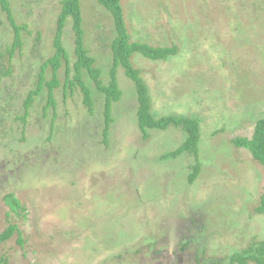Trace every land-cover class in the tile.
Returning <instances> with one entry per match:
<instances>
[{
	"label": "rangeland",
	"instance_id": "1",
	"mask_svg": "<svg viewBox=\"0 0 264 264\" xmlns=\"http://www.w3.org/2000/svg\"><path fill=\"white\" fill-rule=\"evenodd\" d=\"M120 5L131 39L175 43L180 49L168 61L134 53L132 63L149 86L156 117H205L197 144L203 169L188 185L195 156L165 155L183 142L181 127L152 130L141 138L135 86L121 66L116 68L121 97L113 102L106 142L104 95L86 73L82 81L90 90L92 110L78 83L66 96L60 85L54 92L55 111L49 107L43 112V90L29 107L23 128L15 115L22 114L21 103L35 87L40 65L53 53L60 0H11L16 22L32 19L35 24L30 34L22 31L29 43L15 53L12 75L0 78V106L5 109L0 173L7 174L6 180L0 178V233L9 224L17 226L0 241V264H197L192 245L172 252L191 235L188 217L194 204L206 217L207 228L225 222L215 240L211 232L195 231L194 236L207 238L204 257L219 244L222 249L216 253L223 256L233 243L240 249L251 234L264 235V213L254 211L263 191L264 167L228 138L250 134L254 120L246 119L264 103V0H120ZM80 11L84 43L106 84L112 17L97 0H80ZM0 12L11 39L12 29ZM73 41L68 17L62 43L71 62ZM69 68L72 75L73 63ZM64 70L62 60L57 70L61 83ZM51 73L48 65L46 78ZM232 90L237 92L233 108ZM212 99L216 104L210 107ZM11 191L24 206L17 213L9 212L2 200Z\"/></svg>",
	"mask_w": 264,
	"mask_h": 264
},
{
	"label": "trees",
	"instance_id": "2",
	"mask_svg": "<svg viewBox=\"0 0 264 264\" xmlns=\"http://www.w3.org/2000/svg\"><path fill=\"white\" fill-rule=\"evenodd\" d=\"M97 2L103 5L105 9L110 13L114 26V36L111 39L110 44L112 63L109 69L108 82L105 84L100 79V71L96 66H94V57L89 54V49L84 43L83 29L81 25L82 17L80 11V0H60V11L57 15L56 23L54 25V30L52 34V47L54 49L53 53L51 56L45 58V60L40 65L35 87L29 90L26 97L21 103V107L23 106L22 114H16L15 118L19 119L22 122L23 127H25V122L29 115L28 109L29 107L31 108L35 97L38 96L43 90H46V103L43 105V112H45L49 107L55 111V90L58 89L61 85L63 95L66 96L68 94L67 90H71L75 83L79 84L83 92L85 105H87L89 110H92L90 90L82 81V75L83 73H86L89 78L93 81L97 91L101 92L104 95L103 113L105 117L103 142H106L108 128L110 126V122L112 121V105L114 101L118 100L121 97V90L116 75V68L118 66H121L124 74L131 79L135 86V109L137 117L136 119L141 138H148L149 135H151L152 130H165L169 126H173V128L181 127L185 136L182 144L177 147L174 151H171L165 155L175 156L183 152H188L194 155L195 162L191 167V172L187 179V183L188 185L195 183L196 179L198 178V175L203 169L202 166H199V163L197 161V144L200 136V122L201 119H204L205 117L201 118L198 117L196 114H191L189 116L167 114L160 117H156L152 110V101L149 93V86L144 80L143 76L140 75L139 69L135 67L132 63V57L134 53H138L141 56L151 60L168 61L177 57L180 54V49L175 43H163L165 45H152L146 42H139L135 39H131V35L127 32L126 29L120 0H97ZM31 7L32 6L30 2V8ZM0 10L5 14L6 19L12 29V38L8 39L7 33L10 32L6 33V30L2 27V25L5 28L8 26L2 23V13L0 12L1 78L3 76L12 75L13 65L17 64L14 59L15 53L18 50L19 53H21L23 47H25L29 43L25 39L26 36L22 35V31H26V33L30 34L34 27L32 25L35 24V22L30 19V23L26 21L23 22V24H18L16 22L14 8L11 6V0H0ZM29 14L33 17V9H30ZM68 17L71 18V28L74 33L73 52L75 58L72 62L70 60L68 51L65 49L62 43V30L64 28L65 20ZM39 36L40 32L39 30H36L37 40ZM226 54L227 53L223 55ZM223 55L221 56V60L224 57ZM62 60L65 62V70L64 80L61 83L60 79L57 76V70L62 64ZM71 63H73L72 71H74L72 75L70 74L71 69L69 68ZM48 65L52 66V73L50 78H46V69ZM4 68L6 69L4 70ZM231 93L232 94L229 95V106L233 108V105L235 103L234 98H236L237 92L235 90H232ZM5 104L8 107L13 105L10 102L8 103L6 101ZM215 104L216 102L212 99V104L210 107L214 106ZM210 107H208L205 111L208 112L209 110H211ZM4 110L5 109L0 106V124L3 120H5V115L2 112ZM16 110L18 109L16 108ZM246 120H254V125L251 129L250 134H229L228 138L235 144V147L245 149L255 161H257L260 165H262V167H264V103L262 107L258 109L257 112L253 113L251 116L249 115ZM245 122L242 124L243 127L245 125ZM244 128H248V124ZM227 135L228 134L226 133V137ZM231 135L233 136L232 139L230 138ZM262 189L263 191L258 196L259 203L254 209L256 214L264 213V184ZM2 200L4 204L8 207L9 212L12 211L14 213H17L18 209H24V206L22 205L21 201L12 191L4 194ZM194 205L195 208L192 209V213L188 217V221L192 225V227L188 229L191 231V235H188V240L182 241L180 243V245L178 246V250L172 251L173 254H177L181 251H184L192 245L195 248L194 253L197 264H264V235L257 234H251L248 237V239H250L244 242V247L240 249L235 247L233 243V245H231L229 249L225 251L223 256H219L217 255V253L222 249V244H219L217 245L218 249H213L214 251L216 249L217 253L214 252L212 253V255L204 257L206 251L205 247H207V238H204L201 235L194 236L195 231L198 230V232H211L212 235L210 233V236L213 240H215L216 238H218L215 236V233L218 230L217 228L224 226L225 222H220L218 227L207 228L206 217L203 219L201 210L197 208L198 204ZM172 211L171 213H174ZM9 212H7V214H9ZM226 223H228V221ZM231 223L232 222H229L228 225H230ZM237 225L238 222L231 224L232 227H235ZM16 228L17 226L15 224H9L0 233V241H4L11 237ZM192 239L200 243H191ZM204 239H206L205 242ZM208 240L211 239L209 238ZM22 241V238L18 239L19 243H22Z\"/></svg>",
	"mask_w": 264,
	"mask_h": 264
},
{
	"label": "clouds",
	"instance_id": "3",
	"mask_svg": "<svg viewBox=\"0 0 264 264\" xmlns=\"http://www.w3.org/2000/svg\"><path fill=\"white\" fill-rule=\"evenodd\" d=\"M23 128H24V127H23ZM108 133H109V128H108ZM108 133H107V136H108ZM181 144H182V143H181ZM181 144H180V145H181ZM180 145H179V146H180ZM179 146H178V147H179ZM15 151H19V150H12L10 153H15ZM24 153H26V152H24ZM2 174H3V173H2ZM5 175L7 176L6 173H5ZM6 179H7V178H6ZM6 179H5V180H6Z\"/></svg>",
	"mask_w": 264,
	"mask_h": 264
},
{
	"label": "flooded vegetation",
	"instance_id": "4",
	"mask_svg": "<svg viewBox=\"0 0 264 264\" xmlns=\"http://www.w3.org/2000/svg\"><path fill=\"white\" fill-rule=\"evenodd\" d=\"M2 173H0V178L6 179L7 176L4 174L3 176L1 175Z\"/></svg>",
	"mask_w": 264,
	"mask_h": 264
}]
</instances>
